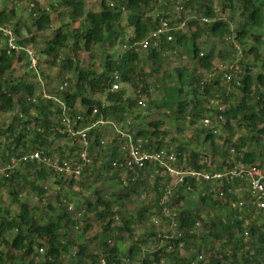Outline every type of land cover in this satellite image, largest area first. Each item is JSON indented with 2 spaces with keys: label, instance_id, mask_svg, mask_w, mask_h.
<instances>
[{
  "label": "trees",
  "instance_id": "trees-1",
  "mask_svg": "<svg viewBox=\"0 0 264 264\" xmlns=\"http://www.w3.org/2000/svg\"><path fill=\"white\" fill-rule=\"evenodd\" d=\"M100 1L99 9H87L86 0H62L56 4V8L65 7L70 11L71 22L79 23L74 28L71 23H62L43 49V55L51 58L50 62L55 65L61 63L64 70L76 72L74 86L69 84L61 93L58 90L51 91L62 97L67 110L40 98L30 100L39 91L38 83L34 81L35 71H30L33 78L24 74L15 77L17 62H26L27 65L25 54H9L5 45L0 48V111L9 117L7 125L0 128V138L6 141L1 156L7 162L0 179L11 189L9 193L12 197L9 205H0V264H66L68 259L97 264L101 255L113 260L125 258L130 261L129 264H164L165 258L168 264H193L192 258L200 253H204L206 258L198 264H264V222L261 218L250 210H241L236 206L239 197L230 195L223 199L212 185L195 179L191 180V185L194 192L200 194L202 208L178 207L181 227L185 229L182 240L189 246L196 245L202 239V229H207L206 239L210 242L205 239V245H201L196 255L190 252L180 255L179 249L167 250L173 240L162 242L158 233L151 231L148 237L157 241L155 251L143 255L146 239L141 237L137 226L151 221V226L156 230L153 219L163 218L160 200L173 178L162 175L155 165H149L138 175L129 171L121 150L126 138L111 125L106 127L114 130L112 134H106L108 131L102 126L89 131V155L94 164L101 163L99 173L89 177L88 185H84L81 180L91 172L93 163L85 167L79 181V192H86L87 188L96 198L92 201L86 197L84 207L74 205V209L70 210L69 206L74 202L62 195L72 189L73 182L67 189L62 188V192L57 191L58 185L65 183L62 175L45 164L23 161L25 154L37 149L49 154L59 152L62 158H72L75 147L80 148L79 144L74 147L65 145L67 143L57 144L58 139L68 138L60 132L64 126L62 118L68 116L74 120L81 116L78 126L82 128L101 118L111 120L119 129L132 133L136 139H144V147L175 150L181 163L186 162L197 169L210 170L213 165L223 168L237 163L257 165L264 169V0ZM171 6L174 11H170ZM37 9L33 4L35 26L37 31H45L51 24L52 16L47 9L42 12ZM223 12L231 15L238 13L242 19L236 27H231L221 16ZM15 16V8L0 9V26L9 24L19 44L32 42L34 45L36 33L30 39H20L17 27L11 25ZM177 16L179 20H176ZM203 17L209 21L203 22ZM161 18H171L174 24L188 19L191 26L196 25V30L187 35L176 28L173 41L162 38L158 46L139 50V43L160 25ZM130 29L133 34L128 33ZM2 36L0 31V39ZM228 37L231 39L228 40ZM216 40L243 48L240 59L231 62L239 66L240 72L233 74L230 84L219 74L214 77L208 75L220 57L228 58L227 53L218 51L215 43L209 45ZM118 45L124 47V52L117 55L105 51L100 70L94 68L93 64L84 68L80 53L91 55L96 48L114 50ZM176 48L183 49L193 66H180L171 73H164L158 85L162 87L163 94L158 103L150 102L160 113L171 118V123L179 129L184 128V125L196 127L191 139L202 137L199 147L190 146L191 143L184 139L172 145L168 141L170 133L164 119H148L150 115L136 111V108L141 107L139 98L150 97L152 87L148 76H156L166 57ZM64 50L71 54L59 61ZM147 66L149 71L145 70ZM117 75L121 87L113 91ZM238 76L242 77V86H237L235 80ZM123 84L138 89L137 96L130 97ZM79 100L82 109L77 108ZM220 115L223 119L217 124ZM206 117L212 119L218 132L204 126ZM207 143H210L211 152L202 149ZM225 146H228L227 149L219 150ZM13 158L17 163L8 168ZM205 158L209 159L208 163L203 162ZM20 167L28 169V173L21 172ZM103 175L118 180L127 191H119L114 200L107 198L99 188L94 187ZM24 186H29L31 193L36 194L39 200L36 204H29L23 199ZM50 187H55L56 191L57 202L54 204L47 203ZM142 190L145 194L151 193L152 200L137 213L125 217L116 204L132 194L139 195ZM184 191L183 185L176 188L174 204L182 205L186 198ZM12 204L17 206V211L12 210ZM86 212L95 215L106 235L100 245L101 253H93L87 244L78 241L75 229L83 228ZM116 217L122 219V225H115ZM197 222H200L201 227L195 230ZM88 227L90 225L87 223L84 229ZM193 229L195 232L192 233ZM246 231L249 236L245 235ZM127 237L131 245L125 254L120 244ZM217 241L222 244L219 251L215 247ZM160 243L163 246L158 248ZM39 247H44L45 252L41 253Z\"/></svg>",
  "mask_w": 264,
  "mask_h": 264
},
{
  "label": "built area",
  "instance_id": "built-area-1",
  "mask_svg": "<svg viewBox=\"0 0 264 264\" xmlns=\"http://www.w3.org/2000/svg\"><path fill=\"white\" fill-rule=\"evenodd\" d=\"M3 0H0V5ZM33 6V5H32ZM1 9V8H0ZM179 9V8H178ZM203 22H208L207 17H203ZM177 27L174 26V21L171 18H161L160 25L152 31L148 37L142 40L139 44V50H147L150 47L158 46L162 38H166L167 41H173L175 39L174 30ZM178 30V28H177ZM0 31L3 36L0 39V48L4 45L8 49V53H24L27 61V66L29 70L38 71L40 56L36 51V47L32 44H19L18 37L16 36L13 28L9 24L0 26ZM231 37H228L230 40ZM126 47V46H125ZM203 56V53H201ZM64 59L62 55L59 57V61ZM235 72H240L239 66L226 62H216L212 70L208 72L210 77L221 75L222 79L230 84L233 81V74ZM237 86H242V77L238 76L235 80ZM69 80L62 82L57 88L58 92H63L69 87ZM121 87L120 78L117 75L116 81L113 83L112 90L117 91ZM40 98L44 101H51L55 104L61 105L63 110H67V104L62 99V97L52 94L46 90L38 91L35 98L30 97L36 101ZM140 106H146V103L139 99ZM81 119V116H78ZM78 119L72 120L68 116L62 118L64 126L60 129L62 134H66L70 139L72 144H79L80 148L74 151L76 157L69 159L62 158L59 153L49 154L43 149H37L35 151L25 154L22 159L25 162H38L45 164L53 171L62 175L64 177V185H58L57 189L62 190V188H68L70 182H73V189L80 191L79 181L82 178L84 169L86 166L93 163L92 157L89 155V131L93 127H106L113 126L114 129L126 138L125 144L122 146V151L124 153V164L125 167L137 174L145 170L149 165H155L159 167L162 175L169 176L173 178L171 184L167 185L166 192L160 200V205L162 206L163 218L155 217L153 219L156 225V232L158 236L165 240H173L167 250L174 251L179 249L180 251L184 249L185 242L182 237L185 235V229L181 227V219L179 216V206L173 202L176 199V188L183 185L185 191L184 193H191L194 191L191 185V180L195 179L203 183H208L214 187V189L219 194V197L226 199L227 196L235 195L239 197L236 201V206L241 210H250L255 216L260 217L264 222V169L258 167L257 165H246L242 163L233 164L230 166H225L223 168H218L216 165L211 166L210 170L207 169H197L194 166L187 164L186 162L181 163L179 155L175 150L168 149H150L143 146L144 139H136L134 135L125 130H121L117 125L111 121L101 118L100 120L91 123L88 127L78 126ZM223 116L220 115L217 120V124L221 122ZM204 126L211 127L214 132H218L215 128L210 117L204 119ZM204 163H208L209 159L205 158ZM17 160L13 158L8 168L16 165ZM239 180L240 183L237 184L236 181ZM170 200V201H169ZM74 203L69 206L70 210L74 209ZM200 226V222L196 223L195 230ZM193 229L191 232H195ZM246 236H249V232H245ZM176 241H179L177 243ZM163 243L158 245L162 247ZM41 253L45 252L44 247L38 248ZM206 255L204 253L198 254L193 257V264H198L200 261L204 260ZM129 260H113L108 259L106 256L101 255L98 258L97 264H129ZM164 262V260H163ZM71 264H86L73 262Z\"/></svg>",
  "mask_w": 264,
  "mask_h": 264
},
{
  "label": "rangeland",
  "instance_id": "rangeland-1",
  "mask_svg": "<svg viewBox=\"0 0 264 264\" xmlns=\"http://www.w3.org/2000/svg\"><path fill=\"white\" fill-rule=\"evenodd\" d=\"M62 0H3L2 4L0 5V8H15L16 16L13 18L11 25L18 29L19 32V37L20 39H30L33 34L36 33V42L34 46L36 47V51L38 55L40 56V63H39V69L38 71H35L33 73H36V78L35 82L38 83V88L39 91L41 90H46L48 92H55L59 85L66 81L67 78L69 79L70 84L74 86L76 81H77V75L75 70H64L62 67L61 63H57L56 65L53 64L51 61V58H48L43 55V49L46 48L47 42L54 37L55 32L61 27L62 23H71L72 28L77 27L79 23H73L71 22V18L69 17L70 11H68L65 7L62 8H56V4H58ZM35 4L37 6V11L42 12L43 9H47L48 12L52 16V21L49 26V28L45 31H37V27L35 26V19L32 14V5ZM101 1L100 0H86V7L87 9H99L100 8ZM54 6L56 9H54ZM174 6V5H173ZM173 6H171L170 11H174ZM173 15V12L171 13ZM189 16V15H188ZM221 16L227 20L230 24L231 27H236L237 23L239 20L242 19V16L239 15L238 13L231 15L228 12H223ZM190 17V16H189ZM174 18V17H173ZM180 17L177 16L176 20H179ZM188 19L181 21V22H176L177 24H174L175 27L178 28V31L183 32L187 35H191L195 30H196V25H190L188 23ZM200 23V22H198ZM200 25H203L200 23ZM129 34H133V30L130 29L128 31ZM30 43V42H29ZM32 43V42H31ZM30 43V44H31ZM216 44L218 51L221 50L223 53H227V59H223L222 57L219 58L218 62H226V63H231L232 60H239L241 57V52H242V46L238 45L237 47L233 46V44H228V43H221L218 40L212 41L209 43L210 44ZM233 43V42H232ZM106 52H111V53H116L117 55H120L121 53L124 52V47L122 45H118L116 49L114 50H109L106 48V50H101L97 49L92 52V54H88L86 52L80 53V59L81 62L84 64V68H88L93 64L94 68L101 69L102 68V59L105 55ZM171 54L166 57V60L164 62V65L159 73H157L156 76H148L147 80L150 84L151 88V94L150 97L142 96L141 100H143L146 103V106L144 107H138L136 108L137 112H142L143 114L150 115L148 119H164L166 121V128L168 129L170 136L168 138V141L172 145H175L176 142L181 141L184 139L187 141V143H191L190 146L195 147V146H200L201 145V139L202 137H197V139H191V135L194 134V130L196 127L184 125L182 129H179V127L175 126L174 124L171 123L170 119L168 116H165V114L160 113L158 109H156L154 106H152V101H155L158 103L159 98L162 96L163 91L162 87L159 88L158 85L161 84V80L163 76L165 75L164 73L172 72L176 67L180 66H193V63L191 60L188 58L186 53L183 51L182 48H176L172 49ZM205 51V49H204ZM235 53V56L233 55ZM71 53L68 52V50H64L61 55L65 58L70 56ZM50 59V61H49ZM221 60V61H220ZM26 63V62H25ZM18 64L15 65V70L17 71L15 73V77L27 75L32 77V72L30 74V71L28 69V66L25 64ZM232 64V63H231ZM145 70L149 71V67H145ZM43 71V72H42ZM146 72V71H145ZM44 73V74H43ZM44 75L46 76L44 78ZM19 78V77H18ZM181 84V82H180ZM122 87H126L128 90V94L130 97L134 98L137 96L138 89H134L131 85H122ZM54 90V91H53ZM51 92V93H52ZM55 94V93H52ZM151 101V102H150ZM151 107V108H150ZM78 109H82L80 100L77 104ZM9 119L8 115L6 113H3L0 111V128L3 126L7 125V120ZM200 127V126H199ZM108 131L106 134H109V132L112 134L114 133L113 129L111 127H105V131ZM172 138V139H171ZM177 138V139H176ZM170 139V140H169ZM175 139V140H173ZM106 140V138L104 139ZM107 141V140H106ZM5 140L3 137L0 138V177H2L3 172L5 171V168L7 167V162L6 159H4L1 156V153H3L5 149ZM68 145L70 147H74V144H72L71 139L68 137L67 139H58L57 144H64ZM222 145V144H221ZM220 145V146H221ZM228 146L225 147H220L219 150L224 151L227 149ZM69 148V147H67ZM77 148L75 147V150ZM204 150L207 152H211L212 148L210 147V143H207L206 145L203 146ZM58 152V151H57ZM93 157L95 158L96 152L93 149ZM59 153V152H58ZM71 157H76L75 153ZM217 159V158H216ZM218 162V161H217ZM216 162V163H217ZM101 162L93 163L91 167V172L88 174L87 177H83L81 182L84 185H88L90 183L89 177L92 175H96L99 173V166ZM19 170L25 174L28 173V169L24 167H20ZM29 175V174H28ZM22 183H24L21 180ZM6 182L3 179H0V205L2 207H5L6 205L10 204V200L12 199L9 191L11 190L8 186H5ZM26 187V186H24ZM95 188H99L100 191L103 193V195H106L107 198L109 199H116L117 198V193L121 190L127 191L125 189L124 185L119 183L118 180L113 179V178H108L106 175H103L102 179H98L97 183L94 185ZM49 196L47 199V203H55L57 202V196H56V191L55 187H50L49 188ZM86 189V192H78L74 190L73 188L71 190H67L62 193L63 197L66 195L71 199L72 202H74L75 205L84 207L85 199L88 197L90 200L94 201L95 195L93 192H90L89 190ZM61 191L62 190H57ZM23 199L26 200L29 204H36L39 200L37 199L36 194L31 193V188L28 186L25 188L24 193H23ZM86 194V195H85ZM116 194V195H115ZM186 198L183 201L182 205H179L180 208L182 209H199L202 208V202L200 199V194L199 192H191V193H185ZM153 195L151 193L145 194V192L142 190V192L139 195L132 194L130 197H125L120 200V202L117 205V209H121L123 213H125V217H130L132 213H137L139 209L144 206L146 203H149L150 200H152ZM13 211H17V206L13 205L11 206ZM39 215H41L40 212H38ZM213 215V212L210 213ZM222 215V214H221ZM84 224L83 228H78L75 229V232L77 234L78 241L80 243H85L87 244L93 253H101V248L100 245L104 241L106 235L103 233V228L100 225V223L96 220L95 215L93 213H88L86 212L84 215ZM89 224L90 227H88L86 230L84 229L85 224ZM122 219L119 217L115 218V225H122ZM198 226V228H200ZM207 228V227H206ZM138 232L141 233V237L146 239L145 245H143V255H148L149 253L155 251V245L157 244V241L155 239H152L148 237V233L151 231H155L154 227L151 226V221L144 223L141 226H137ZM207 229H202L201 231V237L202 239L197 243L196 245H187V242L185 243V248L179 252V254H187V253H192L193 255H196L198 253V250L200 249L201 245L202 247L205 245L204 241L207 238ZM203 240V241H202ZM206 241L210 242V240ZM213 245V242H211ZM131 245V240L130 238L127 237L126 241L124 243L120 244L121 249L123 252L126 254L128 252L129 246ZM222 244L220 241H217L215 244V247H217V250L219 251L221 248ZM201 247V248H202ZM125 259V258H123ZM126 260V259H125ZM76 261V259H74ZM73 259H68L66 261V264H71L74 262ZM168 260L165 258V261L163 262L164 264H168Z\"/></svg>",
  "mask_w": 264,
  "mask_h": 264
}]
</instances>
